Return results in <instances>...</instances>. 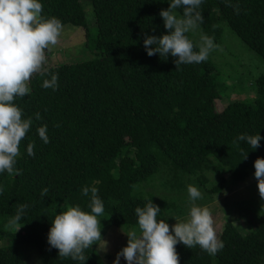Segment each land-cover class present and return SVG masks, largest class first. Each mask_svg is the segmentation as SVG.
<instances>
[{
	"label": "trees",
	"instance_id": "trees-1",
	"mask_svg": "<svg viewBox=\"0 0 264 264\" xmlns=\"http://www.w3.org/2000/svg\"><path fill=\"white\" fill-rule=\"evenodd\" d=\"M42 2L45 15L84 29L95 56L46 67L58 74V89L41 87L43 78L34 74L31 94L15 101L33 124L20 144L19 174H0V240L5 241L0 264H28L26 249L36 253L40 264H77L58 256L47 233L64 205L86 207L89 197L82 195L83 187L99 189L107 226L127 228L136 225L134 209L149 198L161 216L183 215L178 201L188 197L189 184L198 186L202 196L214 195L254 172L253 161L264 158V140L255 150L234 141L243 133L264 137V71L250 81L255 89L250 100H230L217 111L221 90L210 56L176 69L174 57L162 60L145 52V33L167 32L159 15L167 0ZM231 3L238 5V14L224 0H205L200 33L218 45L223 22L264 61V0ZM42 124L48 126V144L36 132ZM31 141L36 143L34 156L26 153ZM139 184L151 190L138 189ZM45 187L48 195L41 197ZM21 204L28 207L16 229L10 221ZM235 209L236 217L226 216L218 234L223 249L213 256L199 246L177 244L180 264H264V207L253 199L225 201L222 215ZM85 254V264H103L93 245Z\"/></svg>",
	"mask_w": 264,
	"mask_h": 264
},
{
	"label": "clouds",
	"instance_id": "clouds-1",
	"mask_svg": "<svg viewBox=\"0 0 264 264\" xmlns=\"http://www.w3.org/2000/svg\"><path fill=\"white\" fill-rule=\"evenodd\" d=\"M168 7L159 12L166 33L159 36L144 34L143 46L151 57L159 55L167 60L174 57L173 63L178 69L181 65L199 64L208 60L217 45L214 38L201 33L199 44H194L189 33H195L203 23L201 6L205 0H167ZM224 2L233 7L238 14V5L231 0ZM42 0H0V174H19L17 159L22 155L21 141L30 131L33 119L24 117L23 109L15 101L31 94L30 80L34 74L40 75L41 87L57 90L59 76L45 67L47 53L57 45L62 32L63 23L55 16L43 13ZM182 9V11H178ZM35 118L40 119L39 113ZM58 126V125H57ZM36 132L44 144L50 142L47 124L37 127ZM264 140L259 132L255 134H238L234 143L244 142L249 149L260 147ZM35 141L26 145L28 156H34ZM246 158V152L243 154ZM254 177L259 194L264 198V158L254 161ZM98 183V182H94ZM190 207L186 219L180 220L172 215L161 216V209L149 198L143 206H137L136 226L123 233L127 243L115 255L112 264H180L176 251L177 244L187 248L199 246L209 255H216L223 247L218 237L214 218L207 206L197 204L202 193L198 186H187ZM41 197L48 195V188L41 190ZM82 195L89 197L86 207L80 204L64 205L59 213H55L47 233V242L51 248L58 250V256L71 259L77 264H85L88 259L86 251L95 243L97 249L107 251L108 242L102 239L100 223L104 217V201L99 189L94 185L83 187ZM28 205L21 204L10 221L22 226ZM173 217L175 223L166 222Z\"/></svg>",
	"mask_w": 264,
	"mask_h": 264
},
{
	"label": "rangeland",
	"instance_id": "rangeland-1",
	"mask_svg": "<svg viewBox=\"0 0 264 264\" xmlns=\"http://www.w3.org/2000/svg\"><path fill=\"white\" fill-rule=\"evenodd\" d=\"M86 18L89 28L93 29L95 25L89 7H86ZM220 24L222 27V41L218 45L216 44V49L210 54V58L216 63L218 68L217 88L221 90L220 97L215 100L217 111H220L230 100H250L255 91L254 89L252 92L250 81H254V78L264 71V61L248 49L225 23L221 22ZM200 34V29L190 34L197 44L200 42ZM86 39L85 31L82 27L69 24L63 25V32L57 45L53 46L51 51L47 53V64L45 67L54 66L60 62H76L94 57V48L92 45L86 43ZM253 87L255 88L254 82ZM253 173L250 172L244 181L231 186V189H225L219 194L202 196L201 200L196 201L197 204L207 206L211 210L217 235L222 228L224 218L227 216L234 219L238 210L235 209L230 214L222 215L225 201L232 203V201L236 200L253 199L264 207V198L259 194L257 181ZM138 186V189L142 188L146 192L151 190L150 187H145L143 184H139ZM169 193L173 194V191L171 190ZM178 205L181 207L183 215L173 214V216L180 220L186 219L190 207L188 197L180 199ZM173 219H169L170 222H167L170 230L171 225L175 223ZM237 222L238 220L235 221V223ZM239 222L245 225L242 220ZM100 223L102 225V239L108 242L107 251L97 249L95 243L93 247L103 264H112L116 253L127 243V237L123 231L136 225L127 228L107 226L104 217H101ZM242 228V231H245L246 227L243 226ZM3 243L5 241L0 240V244ZM25 259L28 264H40L33 250H25ZM120 264H125L123 258H121Z\"/></svg>",
	"mask_w": 264,
	"mask_h": 264
}]
</instances>
